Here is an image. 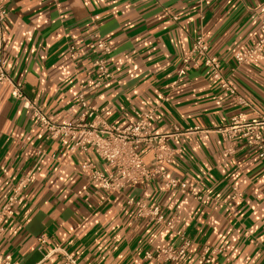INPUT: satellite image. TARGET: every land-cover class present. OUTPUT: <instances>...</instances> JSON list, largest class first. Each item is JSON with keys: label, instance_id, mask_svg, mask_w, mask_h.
Segmentation results:
<instances>
[{"label": "crops", "instance_id": "0c3cea01", "mask_svg": "<svg viewBox=\"0 0 264 264\" xmlns=\"http://www.w3.org/2000/svg\"><path fill=\"white\" fill-rule=\"evenodd\" d=\"M5 2L8 71L46 113L57 122L72 119L84 93L107 121L122 127L134 121L136 110L153 106L158 107L154 133L200 126L203 132L168 140L179 152L167 170L203 198L189 189H166L160 179L106 193L82 165L90 161L104 173L113 168L92 148L71 150L68 139L53 138L2 83L0 209L16 184L24 179L27 184L13 217L4 222L0 255H10L13 264H64L61 250L80 264H207L202 248L225 245L227 251L211 264H264V156L248 139L231 141L218 131L233 116L254 117L251 107L264 105V52L249 64L235 61L237 52L262 35L264 0ZM97 34L113 48L112 77L99 88L91 68L95 54L86 49ZM199 35L251 107L237 103L203 65L177 79L182 58ZM70 45L79 49L76 60ZM143 157L148 164L153 160L151 151ZM234 185L242 192L239 198H233ZM129 198L156 203L167 219L175 218L191 240L183 261L159 263L147 256L180 240L165 225L137 217Z\"/></svg>", "mask_w": 264, "mask_h": 264}, {"label": "built area", "instance_id": "2783aa9c", "mask_svg": "<svg viewBox=\"0 0 264 264\" xmlns=\"http://www.w3.org/2000/svg\"><path fill=\"white\" fill-rule=\"evenodd\" d=\"M202 1L199 0V2ZM9 13L10 10L5 0H0V85L8 83L13 98L23 108L30 110L37 122L46 128L53 138L63 137L68 139L71 150L88 151L92 148L101 160L113 168L112 172L104 173L94 163L84 161L82 165L84 174L98 182L106 193L118 192L128 186L144 183L149 179H160L166 189H189L195 198L199 200L203 198L187 182L169 175L167 170V166L174 162L175 156L179 152L168 140L178 139L185 133L203 132V128L195 126L183 132L175 126L166 133H154L152 124L157 116L158 107L156 106L146 110H136L134 121L122 127L107 121L99 109L90 104L84 93L79 94L78 105L72 119L62 122L55 121L41 105L28 95L25 83L16 80L8 71V58L5 53V23L9 18ZM174 19H177V17L174 16ZM261 29L262 35L252 47L236 53L235 61L238 65L249 64L264 52V19L261 21ZM86 49L89 53L95 54V58L91 62V68L97 74L94 87L99 88L107 79L112 77L111 54L113 48L105 38L97 34L86 43ZM69 52L73 60L79 58V49L76 45H70ZM197 58L201 61L199 62ZM200 65L207 69L211 79L218 82L222 89L235 96L237 103L242 106H252L238 93L237 86L225 75L222 61L217 56L209 54V42L203 35H199L194 39L192 47L182 58V64L177 71V79L186 76L191 67H199ZM251 108L255 112L254 117L249 118L245 113H239L233 116L224 127L219 128L218 131L231 141L236 137L248 139L251 144L259 148L260 156L263 157L264 105L261 109ZM229 150L232 151V148ZM145 151L152 152L153 160L150 164L144 160L143 153ZM26 184L27 179L16 184L1 207L0 235L5 232L4 222L13 217L15 206ZM232 191L233 198L242 196L238 186L234 185ZM127 204L135 207L137 217L148 219L149 222L155 224L165 225L180 240L178 245L168 243L158 247L155 252L147 253L149 258H154L159 263H178L186 258L191 240L184 230L176 227L174 217L167 219L161 207L156 203H147L141 199L129 198ZM39 241L42 244L45 243V236L39 237ZM56 250H59V248H56ZM226 251L225 245H205L200 255L205 263L211 264L214 262L216 255ZM60 252L63 255L64 264H80L74 254L65 250ZM0 264H13L10 255H0Z\"/></svg>", "mask_w": 264, "mask_h": 264}]
</instances>
